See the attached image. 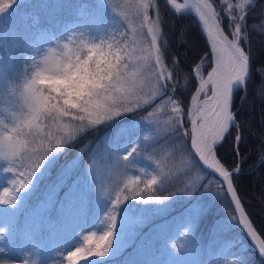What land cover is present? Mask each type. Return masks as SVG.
I'll list each match as a JSON object with an SVG mask.
<instances>
[{
  "label": "snow or ice",
  "instance_id": "1",
  "mask_svg": "<svg viewBox=\"0 0 264 264\" xmlns=\"http://www.w3.org/2000/svg\"><path fill=\"white\" fill-rule=\"evenodd\" d=\"M213 2L228 17L231 39L224 32L223 16L213 7ZM15 3L17 0H0V15ZM166 4L177 16L194 14L205 46L210 44V53L205 51L190 66L198 86L191 93V105L187 109L176 94L188 90L189 75L180 69L176 56H168L170 42L159 0H104L101 7L108 15L99 17L94 35L83 39V33H74L75 40L69 36L66 43L58 41L56 47L47 48L26 65L19 83L8 81L6 91L15 97L17 107L0 116V160L9 165L3 171L11 172L13 178L9 181L11 186L0 192V208L15 209L22 195L34 192L58 155L79 135L142 111L159 100L145 116L131 121V130L136 135L130 133L126 145L106 150L109 163L122 169L123 179L104 197L107 205L98 218L99 223L94 225L97 231L83 236L74 251H68L66 256L61 254V264L64 260L67 264H81V261L105 264L98 258L118 254L124 246L125 234L134 235L130 230L146 219L143 210L136 212L131 201L159 207L179 193L191 200L185 212L188 224L193 227L216 202L224 200L230 206L232 214L212 225L213 230L223 227L221 235L230 240V246L215 249L211 264H249L234 237L237 228L248 234L264 258V229L255 226L237 187L241 166L249 157L241 152L243 117L234 103L238 93L241 103L247 99L250 85L255 96L264 100V48L256 60L251 38L252 32L264 35V7L257 13L260 20L249 26L248 15L259 0H184L183 3L166 0ZM209 55L215 66L205 78L202 69ZM181 74L184 84L179 82ZM5 79L0 72V85ZM4 111L0 108V112ZM185 117L190 130L184 127ZM233 128L236 135L229 145L228 136ZM229 147L236 158L234 166H229L221 155ZM177 156L179 164L174 161ZM141 157L149 161L147 166L139 167ZM25 159L35 160L27 171L21 170L22 163L16 166ZM79 163V158L66 163L55 182L48 186L39 205L43 212L58 205V211L63 213L77 201H83L99 183L95 171L90 169L83 176L77 175L58 200ZM257 164L264 167V136L253 166ZM181 176H187V180L182 187H176ZM207 176L213 179L205 184ZM213 183L215 191L210 190ZM97 190L103 191V187ZM164 191H169L167 197L158 195ZM196 192L201 195L193 198ZM190 230L186 226L185 234ZM7 231L0 227V242L5 240ZM2 252L4 248L0 247ZM0 264H5V260L0 259ZM23 264H40V261L29 255Z\"/></svg>",
  "mask_w": 264,
  "mask_h": 264
},
{
  "label": "trees",
  "instance_id": "2",
  "mask_svg": "<svg viewBox=\"0 0 264 264\" xmlns=\"http://www.w3.org/2000/svg\"><path fill=\"white\" fill-rule=\"evenodd\" d=\"M83 1L89 0H19L17 3L20 2V4L15 6L16 3L8 9L9 15L6 16L4 23L0 24L6 23L7 27L5 30L0 29V54H5L9 50L16 51L19 48V34L24 28L23 19L28 11L38 14L45 9L49 12L52 9L59 12H69L72 8H75L74 6ZM23 3L27 4L20 6ZM159 3L165 21L164 30L168 33L170 42L168 56L169 58L176 56L180 63V69L189 75L188 90L186 92L178 91L176 94L182 105L187 109L190 105L191 93L194 92L197 84V80L190 72V66L196 63L205 51L209 52V46H205L206 40L202 36L193 15L177 16L170 10L165 0H159ZM92 6L87 19H84L89 26L91 36L95 34L94 28L99 17L102 14L108 15L102 9V5L94 3ZM262 7H264V0H259V4L248 15L247 24L249 26L260 20L257 13L260 12ZM12 11L15 12L14 16L10 14ZM152 14V10H150V15ZM221 23L224 30L231 36L228 17L223 16ZM182 32L183 36L181 35ZM251 38L253 57L259 60L261 49L264 48V35L252 32ZM242 46H244L243 42ZM210 57L211 55H209V61L205 64L204 73L212 65ZM8 81L6 78L3 85H7ZM179 82L180 84L185 83L183 74L180 75ZM246 95L247 99L243 103L239 100V93L234 101L235 105H238L239 116L243 117L240 121L242 124L241 133L244 138L240 145L241 152L249 157L241 166L242 172L240 177L237 178V187L255 226L258 229H264V167L258 164L253 166L256 151L261 144V137L264 136V119H262L264 117V100L255 96L253 85H250ZM6 99V97L3 99L0 97V108H4ZM156 103H159V100L142 111L127 114L124 117L117 118L114 122L97 126L94 130L79 135L66 147L63 153L58 155V159L48 175L39 181L37 189L28 196L22 195L15 209L11 208L7 213H4V218L7 220V235L12 238L11 245L20 255L25 253V249L33 241L43 244L47 247V252L54 255H57L56 252L62 251V249H59L61 247L68 246L71 243L79 246L82 243L85 234L82 231L80 232V229L89 223L94 225L99 223L98 218L102 216L107 204L104 197L108 194L98 191L96 185L83 201H77L72 207L66 208L63 213L58 211V205L53 207L51 211L43 212L42 207H39V205L44 199L48 186L55 182L57 174L66 163L79 158V167L69 177L67 184L61 189L57 197L58 200L62 199L64 192L68 191V185L72 183L76 176H83L88 171L90 161L93 158L103 160V154L107 155L106 150L109 147L112 149L120 147L121 144L129 142L131 136L136 135L131 130V121L145 116L148 111L155 107ZM9 104L10 102L7 105ZM185 121L184 127L190 130L187 117H185ZM235 135L236 129L233 128L228 136L229 145L233 142ZM161 144H163V141H161ZM187 144L190 148V137L187 138ZM153 147H156V145H153ZM221 155L229 166H234L236 158L231 147L228 148L226 154ZM38 159L39 157L36 158V160ZM174 161L179 164V156L174 157ZM2 162L4 163V161ZM20 163L23 164L21 170L27 171L31 166H34L35 160L25 159L18 162L16 166L19 167ZM148 163L149 161L141 157L139 167H145ZM192 174L188 173V175ZM212 179L213 177L207 176L203 183L207 184ZM185 180H187V176H181L180 180L176 182V187H182ZM215 187L213 183L210 190L215 191ZM169 188L175 190L172 186H169ZM141 195L143 196L144 193H141ZM158 195L167 197L169 191L158 193ZM200 195L201 192H196L193 198ZM204 199L207 200L208 196L205 195ZM134 203L136 212L143 210L146 219L142 225L130 230L134 235L125 234L124 246L118 254L98 258L102 259L105 264H156V260L162 261L164 264H211V261L215 258V249L230 246V240L221 235L224 232L223 227L216 230L212 228L217 219L232 214L230 206L224 200L212 205L211 211L194 227L188 224L187 213L185 212L191 200L183 193L176 195L171 202L166 203L164 206L144 205L141 201H134ZM186 226L191 229L188 234L184 232ZM234 237L239 242V246H242L249 264H264V258L249 242L244 231L237 228ZM174 239H176V242L173 251L162 248L166 241ZM57 258L59 259L60 255H57ZM229 259H236V257H229ZM81 264H83V261H81Z\"/></svg>",
  "mask_w": 264,
  "mask_h": 264
},
{
  "label": "rangeland",
  "instance_id": "3",
  "mask_svg": "<svg viewBox=\"0 0 264 264\" xmlns=\"http://www.w3.org/2000/svg\"><path fill=\"white\" fill-rule=\"evenodd\" d=\"M19 0H17L18 2ZM95 1V2H94ZM22 3V2H21ZM96 3L97 5H102L104 0H89L80 2L78 5L74 6L69 12L57 11L52 9V11H46V9L38 13H32L28 11L24 17V28L20 31L19 34V48L16 51L9 50L5 54H0V72L4 76L13 81L14 83H19L21 74L23 73L26 65L31 64V60L35 58L38 54H42L49 47H56L57 42L66 43L67 38L72 36L73 39H76V36L73 34L83 33V39H88L91 37L89 26L84 21L87 19V16L90 14V9L93 7L92 4ZM16 4V3H15ZM20 4L17 3L18 6ZM23 3L20 6L26 5ZM213 7L216 8L221 15L224 13L221 11V7L213 2ZM43 11V12H42ZM14 11H12L11 16H14ZM6 11L0 15V24L4 23L6 16H8ZM6 23L0 25V29L5 30ZM209 61V59H208ZM207 61V62H208ZM203 71V69H202ZM8 84L0 86V97L7 98L4 105L5 111L0 113V116H6L8 110H15L17 107L15 97L9 95L6 91ZM10 102L9 105H7ZM148 110V109H147ZM191 128V125L189 123ZM128 143V142H127ZM127 143L121 144L120 147H123ZM104 159L97 160L92 159L90 161L88 170H94L99 183L97 187H103V193L108 194L112 189L113 185L123 179L121 173L122 169L117 166L109 163V158L107 155L103 154ZM2 162V160H0ZM7 163H0V192L4 187H10L9 181L13 178L11 172H4L3 168L8 167ZM136 174H139L138 172ZM91 178V176L89 177ZM131 204L135 206L134 201H131ZM107 205V204H106ZM105 205V207H106ZM10 207L5 206L0 208L1 211L8 210ZM105 209V208H104ZM0 227L5 228V222L2 217H0ZM83 234L88 235L90 232L97 231L94 224L89 223L86 226H83L80 229ZM7 234V233H6ZM5 234V235H6ZM99 235L100 233L97 232ZM176 239L168 240L165 242L162 247L164 250L173 251L175 246ZM0 247L4 248V252L0 253V259L5 260V264H23L24 258L31 255L33 259H39L40 264H61V254L63 256L67 255L68 251H74L76 245L71 243L68 246L61 247L62 251L56 252L57 255H60V258H57V255L47 252V247L39 242H32L29 244L26 249L25 257H21L11 245V238L6 235L5 240L0 242ZM38 253V256L36 255ZM15 259H5L12 258ZM156 264H164L162 261L155 262ZM62 264H67V261L64 260Z\"/></svg>",
  "mask_w": 264,
  "mask_h": 264
},
{
  "label": "water",
  "instance_id": "4",
  "mask_svg": "<svg viewBox=\"0 0 264 264\" xmlns=\"http://www.w3.org/2000/svg\"><path fill=\"white\" fill-rule=\"evenodd\" d=\"M195 18H196V20H198V18L194 15V14H192ZM200 26V25H199ZM225 32V31H224ZM226 33V32H225ZM227 34V33H226ZM202 36H204V35H202ZM229 36V35H228ZM229 39H231L230 38V36H229ZM209 46V48H210V44L208 45ZM212 62H213V66H215V64H214V59H213V57H212ZM212 66V67H213ZM245 234H246V236L248 237V234L245 232ZM248 239H249V242L254 246V248L257 250V247H256V245L251 241V239L248 237ZM257 252H258V250H257ZM259 253V252H258ZM260 255V254H259Z\"/></svg>",
  "mask_w": 264,
  "mask_h": 264
},
{
  "label": "bare ground",
  "instance_id": "5",
  "mask_svg": "<svg viewBox=\"0 0 264 264\" xmlns=\"http://www.w3.org/2000/svg\"><path fill=\"white\" fill-rule=\"evenodd\" d=\"M183 2H184V0H177V3H183ZM198 26H199V24H198ZM199 28H200V26H199ZM200 30H201V29H200ZM213 67H214V66H213ZM210 70H211V69H210ZM210 70H209V71H210ZM206 76H207V74H206ZM206 76H205V78H206ZM208 94L211 95V92L209 91ZM200 99H201V100L204 99L203 94L201 95Z\"/></svg>",
  "mask_w": 264,
  "mask_h": 264
}]
</instances>
